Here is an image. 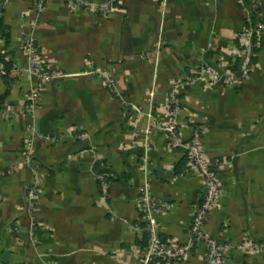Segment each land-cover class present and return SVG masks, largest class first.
<instances>
[{
    "label": "crops",
    "instance_id": "obj_1",
    "mask_svg": "<svg viewBox=\"0 0 264 264\" xmlns=\"http://www.w3.org/2000/svg\"><path fill=\"white\" fill-rule=\"evenodd\" d=\"M88 1L108 9L0 0V56L9 69L0 62V264H144L137 229L145 195L165 205L153 214L162 238L190 245L205 193L187 168L194 129L222 189L206 231L226 248V264H264V32L246 80L237 58L239 33L258 15L264 22V0ZM27 35L53 75L32 114L23 113L37 83L22 47ZM204 67L230 70L237 81L196 80ZM173 110L176 148L161 129ZM205 253L192 243L173 264H204Z\"/></svg>",
    "mask_w": 264,
    "mask_h": 264
},
{
    "label": "built area",
    "instance_id": "obj_2",
    "mask_svg": "<svg viewBox=\"0 0 264 264\" xmlns=\"http://www.w3.org/2000/svg\"><path fill=\"white\" fill-rule=\"evenodd\" d=\"M72 8L87 9L88 11H100L105 13L108 9L107 3H96L88 0H66ZM42 8L41 4L38 6ZM264 32V22L260 15L256 16V21L244 28L238 35L240 40V47L237 52V58L240 62L241 78L244 80L249 78L252 71V60L255 51L259 48L262 35ZM22 47L27 56L29 73L33 75L37 83L33 86L29 93V102L24 107L23 113L32 114L36 110L39 100V88L43 83L51 80L53 75L48 72L42 65L40 59V51L35 44L33 37L27 35L22 40ZM202 82H209V85H215L221 82L226 86L235 85L237 79L234 72L228 70L224 74H218L210 71L207 67L201 68L197 73L196 80ZM182 84H175L170 91V98L172 101L178 94ZM170 121L161 127L163 132L168 135L169 145L171 148H176L180 145L181 129L174 118V110L170 112ZM202 132L199 129H194L191 138L185 144L187 168L189 171L195 172L202 181V187L205 193L199 205L194 207L193 221L190 226L188 235L189 243H203L206 247L204 257V264H226V248L215 241L206 231L207 217L217 207L218 201L222 196V189L220 179L214 166L206 156L201 143ZM31 150L32 141L28 140L26 143L24 163L31 165ZM147 191V186L145 188ZM38 187L33 185L29 187L27 193V211L33 213L35 211V204L37 201ZM143 201L146 205V221L145 226L138 228L137 231L145 232L147 234L148 243L144 250L145 261L144 264H160L158 260H162L164 264H173L184 259L187 252H189L190 245L187 247L178 246L167 241H162L159 236V229L154 219V213L164 212L165 205L157 203L145 195ZM243 248L251 252H260L259 247H255L250 243H244Z\"/></svg>",
    "mask_w": 264,
    "mask_h": 264
},
{
    "label": "trees",
    "instance_id": "obj_3",
    "mask_svg": "<svg viewBox=\"0 0 264 264\" xmlns=\"http://www.w3.org/2000/svg\"><path fill=\"white\" fill-rule=\"evenodd\" d=\"M1 29V28H0ZM0 31H2V32H4L3 31V28L0 30ZM0 62H2V64L4 65V66H6V72H8L9 71V69H8V67H7V62H5V60L3 59V57L2 56H0ZM144 226H145V223H144ZM143 226V227H144ZM143 234H144V244L146 243V245H145V248H146V246H147V243H148V238H147V234L145 233V232H143ZM159 236H160V239L162 240V241H164L165 242V240L162 238V236L160 235V233H159ZM159 261V263L160 264H164L165 262L164 261H162V260H158Z\"/></svg>",
    "mask_w": 264,
    "mask_h": 264
}]
</instances>
